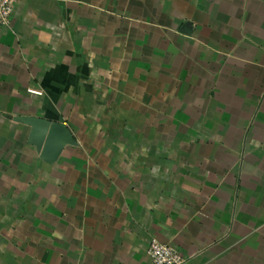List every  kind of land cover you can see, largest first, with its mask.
<instances>
[{"label":"crops","instance_id":"0c3cea01","mask_svg":"<svg viewBox=\"0 0 264 264\" xmlns=\"http://www.w3.org/2000/svg\"><path fill=\"white\" fill-rule=\"evenodd\" d=\"M21 117L77 146L43 161ZM154 239L264 264V0H20L0 28V264H153Z\"/></svg>","mask_w":264,"mask_h":264},{"label":"water","instance_id":"95a60500","mask_svg":"<svg viewBox=\"0 0 264 264\" xmlns=\"http://www.w3.org/2000/svg\"><path fill=\"white\" fill-rule=\"evenodd\" d=\"M17 121L31 127L30 143L47 163H56L66 147L77 146L70 129L61 123L31 117H21Z\"/></svg>","mask_w":264,"mask_h":264},{"label":"built area","instance_id":"2783aa9c","mask_svg":"<svg viewBox=\"0 0 264 264\" xmlns=\"http://www.w3.org/2000/svg\"><path fill=\"white\" fill-rule=\"evenodd\" d=\"M20 0H0V28L11 29L16 5ZM33 94H41L32 91ZM148 255L153 264H186V259L172 246L154 239L148 248Z\"/></svg>","mask_w":264,"mask_h":264}]
</instances>
